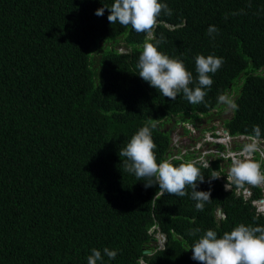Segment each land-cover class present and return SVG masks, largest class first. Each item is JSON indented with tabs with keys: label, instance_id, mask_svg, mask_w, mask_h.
I'll list each match as a JSON object with an SVG mask.
<instances>
[{
	"label": "trees",
	"instance_id": "obj_1",
	"mask_svg": "<svg viewBox=\"0 0 264 264\" xmlns=\"http://www.w3.org/2000/svg\"><path fill=\"white\" fill-rule=\"evenodd\" d=\"M113 2L0 0V264H87L93 248L97 264H199L189 248L208 229L219 238L240 223L264 226L249 202L225 190V176L211 179L214 168L223 173L219 157L197 165L205 177L197 190L212 199L197 211L190 187L184 197L150 202L158 185L145 188L147 178L125 171L119 155L156 119L157 161L172 157L163 124L214 119L225 93H237L238 105L225 127L253 133L258 125L264 135V0H160L172 15L158 18V50L184 62L190 87L198 54L223 58L200 104L183 93L170 100L139 77L145 34L111 24L107 8L95 15ZM210 25L219 29L214 39ZM159 231L161 247L152 243Z\"/></svg>",
	"mask_w": 264,
	"mask_h": 264
},
{
	"label": "clouds",
	"instance_id": "obj_2",
	"mask_svg": "<svg viewBox=\"0 0 264 264\" xmlns=\"http://www.w3.org/2000/svg\"><path fill=\"white\" fill-rule=\"evenodd\" d=\"M105 8L110 13L107 19L111 24L118 22L121 26H131L135 32L145 34L142 52L136 65L140 78L170 100H176L177 95L183 93L184 98L191 104L204 102L207 95L205 89H210L214 82L210 74H215L222 67L223 58L198 54L195 57L197 78L195 86L190 87L194 83L193 74L187 70L184 62L169 57L157 47L165 42L162 34L159 39L155 35L156 28L162 23L158 18L162 12L167 16L172 15V10L166 3H161L160 0H114L110 7L97 9L95 15L102 16ZM218 33L219 29L215 25L207 28V34L213 39ZM122 47H118L120 52H123L120 50ZM92 51L96 52V48ZM236 96L237 94L232 98L226 93L220 94L218 103L226 105L232 111L238 110ZM202 120L207 123L204 129L200 128L199 138L202 136V144L197 143V149L200 150L197 155L202 156L201 158L192 157L195 150L192 149L189 150L190 159L174 154L158 162L154 152L157 146L152 138V129L157 124L156 119H153L146 122L130 138L127 145L120 149V157L126 158L122 161L124 170L133 173L138 181L147 178L148 182H144L145 188L158 185V191L150 201L153 204L165 194L184 197L188 194L186 189L190 187L191 199L196 201L195 208L203 211L205 203L212 199L210 191L197 190L198 184L205 179L197 165L210 167L209 161H205L203 157L210 161L219 157V170L223 173L216 175L217 169L214 168L211 179L225 176V190H233L235 197L249 202L255 215L264 219V135L261 136L260 127L255 125L253 133H233L220 119L214 118L210 121L204 118L194 122L199 127L198 123ZM186 123L194 126L193 121ZM208 139L212 142L210 146ZM221 164L227 169L222 170ZM217 209L220 210L219 213ZM215 215L217 220L225 217L221 206L215 208ZM200 231L196 228L189 234L195 235ZM158 233L162 234L160 240L163 245L165 234L161 231ZM189 249L192 252L191 258L199 264H264V226L240 223L219 238L216 231L208 229ZM103 253L109 259L117 256V251L107 247L103 249ZM101 260V251L93 248L91 255L87 257V264H97Z\"/></svg>",
	"mask_w": 264,
	"mask_h": 264
},
{
	"label": "rangeland",
	"instance_id": "obj_3",
	"mask_svg": "<svg viewBox=\"0 0 264 264\" xmlns=\"http://www.w3.org/2000/svg\"><path fill=\"white\" fill-rule=\"evenodd\" d=\"M120 50L121 51H125L126 49L124 47H122V49H120ZM230 97L234 98L235 97V93L230 94ZM231 111L232 110L228 109V107L226 105H224V109H222V112H220V114L216 117V119L217 120L218 119L222 120V119L229 118V116L231 115ZM204 118L210 119V121H211V118H209V115L205 116V117L203 116L202 118L195 117L194 121H199V120L204 119ZM194 121H193L194 126L192 124H190V123H186L185 124L186 128L188 129L186 132L182 129L181 126H176L173 129V131H171V133H172L171 144L175 148L173 151H174V154L177 153L176 156H182V155H184L183 153H186V152H189V150L195 149V151H194L195 153L194 154H195L196 158L199 159V158L202 157V156L197 155V154L200 153V150L197 149V148H199V146H198L199 144H197V143L201 142V144H202V136H201V138H199L200 137L199 135H200V132H201L200 128L204 129L205 126H206L205 123H207V121L206 120H202L200 123H198L199 127L195 124ZM209 124H210V122H209ZM169 127H173V124L171 123ZM196 138H199V139H196ZM211 143H212L211 140L208 139V145L209 146L212 145ZM202 148L203 147L201 146V149ZM221 165H222L221 166L222 170H226L227 169L226 167H224L223 164H221ZM155 236L157 237V242H155V243L157 245H159V246H162V243H161V240H160L162 238V234L160 235L159 233H157V234H155ZM158 237H159V239H158ZM152 243H154V241H152Z\"/></svg>",
	"mask_w": 264,
	"mask_h": 264
},
{
	"label": "flooded vegetation",
	"instance_id": "obj_4",
	"mask_svg": "<svg viewBox=\"0 0 264 264\" xmlns=\"http://www.w3.org/2000/svg\"><path fill=\"white\" fill-rule=\"evenodd\" d=\"M219 115V114H218ZM172 121V119H170L168 122H166L165 124H163V126H162V131H166V130H170V129H172V131H173V129L176 127V126H181L182 128H183V124H186L183 120H179V121H177L176 122V125L175 124H173V122H171ZM173 124V127H169L170 126V124ZM225 123V119H222V124H224ZM158 125V124H157ZM158 128H159V126H158ZM170 128V129H169ZM171 135V134H170ZM219 169H220V167H219Z\"/></svg>",
	"mask_w": 264,
	"mask_h": 264
},
{
	"label": "water",
	"instance_id": "obj_5",
	"mask_svg": "<svg viewBox=\"0 0 264 264\" xmlns=\"http://www.w3.org/2000/svg\"><path fill=\"white\" fill-rule=\"evenodd\" d=\"M157 127V129H158V125L156 126ZM171 131H172V129H170L169 130V133H171ZM217 212L219 213L220 212V210L219 209H217ZM152 240H157V239H152ZM144 252L146 253V252H148L147 250H144Z\"/></svg>",
	"mask_w": 264,
	"mask_h": 264
}]
</instances>
